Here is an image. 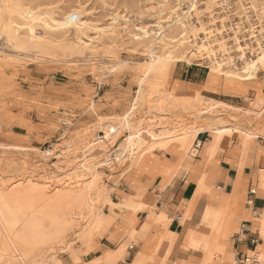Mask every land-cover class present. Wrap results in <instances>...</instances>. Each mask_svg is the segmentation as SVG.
<instances>
[{"label":"rangeland","instance_id":"374dc122","mask_svg":"<svg viewBox=\"0 0 264 264\" xmlns=\"http://www.w3.org/2000/svg\"><path fill=\"white\" fill-rule=\"evenodd\" d=\"M239 1L0 0V264L124 263L146 235V250L132 264H230L231 255L207 245L205 210L211 204L224 213L230 235L242 216L214 192L210 202L216 183L206 173L182 218L183 249L200 255L197 263L173 260L172 245L147 251L154 224L169 223L147 189L156 176L194 173L200 132L212 138L207 156L224 137H264V102L256 105L248 90L256 80L233 77L244 56L264 46V0H250L258 21ZM192 4L197 11L186 13ZM168 51L178 60L157 63ZM219 63L221 72L213 69ZM189 67L202 72L206 88L172 83L175 70ZM223 90L242 91L239 103L225 100ZM189 131L192 141L181 147L179 135ZM139 135L144 145L137 146ZM262 214L264 207L254 230L264 238ZM114 224L125 232L98 255ZM258 249L257 264H264V244Z\"/></svg>","mask_w":264,"mask_h":264},{"label":"crops","instance_id":"0c3cea01","mask_svg":"<svg viewBox=\"0 0 264 264\" xmlns=\"http://www.w3.org/2000/svg\"><path fill=\"white\" fill-rule=\"evenodd\" d=\"M175 71L172 83L178 80L177 87L179 89H192V84L206 88V81L203 83L201 81V71H194L190 67L185 68L180 73H175ZM248 80H256L255 85L248 88V90L254 91L253 100L263 99L264 102V68L260 69L255 77L244 81ZM241 92H224L223 90L221 93L227 97L225 100L239 103L237 98L241 97ZM242 103H244L243 100ZM261 105L262 102L258 106ZM232 106L234 107V105ZM263 112L264 109L260 112V115ZM260 138L258 141H247L244 143L241 138L224 137L225 141L219 145L214 155L207 156L205 154V145L212 138L208 136L207 131L200 132L196 137V141L200 140L202 142L198 146L200 154L198 158L193 159L192 157L191 160V167L194 173L183 174V177L163 178L162 176H156L151 178L147 190L153 193V197L157 198V205L167 215L169 223L167 228L161 224H154L150 234L155 237L153 238L155 240H153L151 247L147 251L155 248L158 244H161L163 248L167 245H172L171 258L173 260H185L188 263H197V261L201 260L200 255L197 258L196 253L193 254L194 251H192L193 255H190L191 250L183 249L186 244L183 240L185 225L182 222V218L184 216V207L188 206L190 199L195 195L198 189V179L202 177L203 172L206 173V179L216 183V189H208L210 202L214 204L212 199V192H214L220 199L236 204V211L242 216L239 217L240 221L237 223L236 229L226 242L227 254L233 258L230 264H242V259L246 254L252 251H259L258 246L264 244V238L261 236V232L254 230L257 228L254 217L259 215L264 207V191L257 189L260 183L259 172L262 171L264 175V137L261 136ZM211 146L207 148L209 155L212 153V150L209 149ZM156 164H153L152 168L157 167ZM237 188L238 193L235 196L233 193ZM210 208L211 204L207 206L205 212ZM147 215L145 218H147ZM262 216L264 217V214ZM124 232L125 228L122 224L112 225L104 237L107 243H105V247L102 248V252L98 255L105 252V249ZM161 234H163V238L160 239ZM148 237V235L145 236L141 249L140 247L137 248L134 255L129 252L125 262L121 263L119 261L117 264H132L138 252L145 249ZM252 239L257 240L256 244L252 243ZM109 250H112L111 247H109ZM163 251L164 249L161 250V253Z\"/></svg>","mask_w":264,"mask_h":264},{"label":"bare ground","instance_id":"6f19581e","mask_svg":"<svg viewBox=\"0 0 264 264\" xmlns=\"http://www.w3.org/2000/svg\"><path fill=\"white\" fill-rule=\"evenodd\" d=\"M244 1V2H243ZM259 1V0H254L252 1L255 6V3ZM245 4V5H243ZM250 0H240L237 5H240L241 6V9L242 11L248 13V12H251L254 14V16L256 17L257 16V9L253 8L251 5H250ZM21 8V7H19ZM250 8V9H249ZM22 9V8H21ZM249 9V10H248ZM193 10H196L195 9V4H192V6L189 8V10L186 11V13L188 11H193ZM24 11V10H22ZM28 10H26L27 12ZM197 11V10H196ZM195 11V12H196ZM19 12V11H18ZM25 12V11H24ZM30 12V11H28ZM33 14V13H32ZM261 14V12H260ZM30 15V14H29ZM14 16V15H13ZM33 16V15H32ZM263 18V17H262ZM259 17L257 16L256 18H254V20H257L258 21ZM251 18L248 19V22L250 23V26L253 25V23L251 22ZM58 22V21H57ZM68 22V21H67ZM3 24V23H2ZM8 24V23H7ZM182 24V23H181ZM60 25V24H59ZM63 25H66V24H63ZM69 26V25H68ZM258 24H255V27H253V29L251 30V38L253 39L254 37H257L258 35V29H257ZM63 28V27H62ZM54 29V28H53ZM59 29V28H58ZM186 31V30H185ZM171 36V35H170ZM174 38V37H173ZM257 40V39H256ZM183 44V43H182ZM181 44V45H182ZM211 45V44H210ZM185 46V45H184ZM190 47V46H189ZM260 48V52L259 54H257L255 57L251 58V57H247V56H244V58L242 59L243 60V67L241 68V70L238 69V71L233 74V77H235V79H238V80H241V81H244V80H247V79H251L253 77H255V75L257 74V72L264 68V46H259ZM174 49V48H173ZM200 50V47L196 48V50ZM179 50V49H178ZM177 50V51H178ZM184 50V49H183ZM189 50V49H188ZM176 51V53H178ZM183 51L180 52V55ZM175 52L173 51H168V52H165L164 54H162L161 56H157L156 57V62L157 63H160V62H173V61H177L178 60V55L176 54ZM195 52H192L190 51L189 52V56L190 55H193ZM154 54V53H153ZM179 54V53H178ZM184 54V53H183ZM244 54V53H243ZM223 63V62H222ZM215 66V65H213ZM213 69H215L217 72H221V63L217 64V66L213 67ZM227 76L228 77H232L231 73L229 72H226ZM233 79V78H232ZM261 102H263L262 99H260V101H257L256 102V105H259ZM212 118V117H211ZM129 123V122H128ZM111 129H113V127H110ZM228 130H231L230 128H227ZM199 130V129H198ZM143 134V133H142ZM192 134L193 132H185L183 134H180L179 136V139L177 140V142L180 144L181 147H186L187 145H189L192 141ZM145 143V140L143 139V137H141L140 135L137 137L136 139V144L137 146H141V145H144ZM130 145V140L127 139L125 141V143H123V145L121 146V148L118 150V154H117V159L118 161L122 160L124 158V156H122V154L124 152L127 151L128 147ZM201 144H197V146H199ZM210 150L214 151L216 149V144H213L210 148ZM52 153L51 150H47V154L50 155ZM46 154V153H45ZM261 181L263 183V186H264V175L261 176ZM228 212V211H227ZM229 215H231L229 213ZM231 217V216H230ZM233 217V216H232ZM210 221H211V224H210ZM205 224V228L208 229V233H202L204 235V238L207 242V245H213L214 249L216 250H220L222 251L223 253L225 252L226 254V241L228 240L229 238V235H230V230H231V226H232V222L231 220L225 216L224 213L222 212H214L212 210V208H210L208 211H206V221L204 222ZM210 224V226H209ZM204 228V229H205ZM215 229V232L214 230ZM27 238V237H26ZM33 246V245H32ZM106 254V253H105ZM108 254V252H107ZM218 255V254H217ZM220 255V253H219ZM108 258V257H107ZM230 259V257H228Z\"/></svg>","mask_w":264,"mask_h":264},{"label":"built area","instance_id":"2783aa9c","mask_svg":"<svg viewBox=\"0 0 264 264\" xmlns=\"http://www.w3.org/2000/svg\"><path fill=\"white\" fill-rule=\"evenodd\" d=\"M251 241L253 244H256L257 242L256 239H252ZM257 262H259V258L258 252L256 251H252L251 253L246 254L242 259V264H257Z\"/></svg>","mask_w":264,"mask_h":264}]
</instances>
